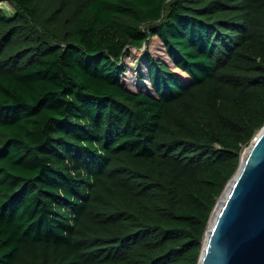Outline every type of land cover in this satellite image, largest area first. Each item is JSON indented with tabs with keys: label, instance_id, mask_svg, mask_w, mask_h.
Returning a JSON list of instances; mask_svg holds the SVG:
<instances>
[{
	"label": "trees",
	"instance_id": "1",
	"mask_svg": "<svg viewBox=\"0 0 264 264\" xmlns=\"http://www.w3.org/2000/svg\"><path fill=\"white\" fill-rule=\"evenodd\" d=\"M3 2L0 264H198L264 126V0Z\"/></svg>",
	"mask_w": 264,
	"mask_h": 264
},
{
	"label": "water",
	"instance_id": "2",
	"mask_svg": "<svg viewBox=\"0 0 264 264\" xmlns=\"http://www.w3.org/2000/svg\"><path fill=\"white\" fill-rule=\"evenodd\" d=\"M214 211L198 264H264V126L242 153L211 218Z\"/></svg>",
	"mask_w": 264,
	"mask_h": 264
},
{
	"label": "rangeland",
	"instance_id": "3",
	"mask_svg": "<svg viewBox=\"0 0 264 264\" xmlns=\"http://www.w3.org/2000/svg\"><path fill=\"white\" fill-rule=\"evenodd\" d=\"M2 11L6 15H12L14 10L13 8L6 2L0 4ZM155 44V43H154ZM156 45V44H155ZM153 54L159 55L160 52L156 47L153 45L152 47ZM131 54L129 57L125 58V63L129 67V70L124 75V83L130 89H135V83L138 82V86L148 91V83L146 79H142L143 76H146L147 69H146V52L144 49L140 50H131ZM160 56V55H159ZM142 79V80H141ZM212 219V218H211Z\"/></svg>",
	"mask_w": 264,
	"mask_h": 264
},
{
	"label": "bare ground",
	"instance_id": "4",
	"mask_svg": "<svg viewBox=\"0 0 264 264\" xmlns=\"http://www.w3.org/2000/svg\"><path fill=\"white\" fill-rule=\"evenodd\" d=\"M226 193H227V191L225 190L224 195H223L222 200L220 201V203L224 200V197H225ZM220 203H218V204H220ZM216 212H217V211H214V213H213V218L211 219V222H210L211 225H212V223H213V219H214V216H215V213H216Z\"/></svg>",
	"mask_w": 264,
	"mask_h": 264
}]
</instances>
